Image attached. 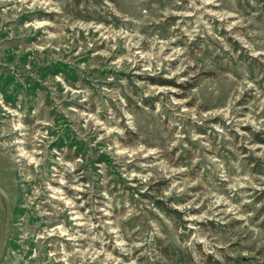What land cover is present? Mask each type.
<instances>
[{"label": "rangeland", "instance_id": "obj_1", "mask_svg": "<svg viewBox=\"0 0 264 264\" xmlns=\"http://www.w3.org/2000/svg\"><path fill=\"white\" fill-rule=\"evenodd\" d=\"M0 264H264V0H0Z\"/></svg>", "mask_w": 264, "mask_h": 264}]
</instances>
